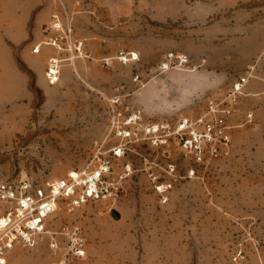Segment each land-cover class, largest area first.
<instances>
[{"label":"rangeland","instance_id":"1","mask_svg":"<svg viewBox=\"0 0 264 264\" xmlns=\"http://www.w3.org/2000/svg\"><path fill=\"white\" fill-rule=\"evenodd\" d=\"M45 1L50 4L54 0ZM59 1L88 52L110 57L133 51L140 61L127 66L116 62L105 68L88 59L82 76L67 74L63 69L59 82L50 85L53 90L49 94L33 87V123L13 142L0 145V180H55L86 165L98 147L112 144L107 140L108 100L117 96L154 119H174L197 111L195 107L183 112L203 92L197 76L216 72L198 70L202 60L223 55L232 60L236 51L232 48L238 41L236 30L253 22L264 25V0H55L54 14ZM170 52L187 55L190 67L158 74ZM246 53L255 51L247 49ZM138 74L146 84L144 88L133 81ZM252 138H259V142H249L245 152H232V145L230 154L199 171L198 179L182 180L168 205L160 203L150 188L149 177L140 173L128 180L119 200L79 209L61 205L48 229L55 232L61 245L65 233L79 229L85 234L87 258L71 264L99 263L94 247L99 234L104 235L98 239L107 246L113 244L111 236L131 237L135 246L138 240L165 236L162 245L172 249L166 253L167 264H174L173 256L179 264V227L170 228L169 224L173 220L179 224L182 219L198 223L195 233H199L187 243L184 264H264V207L248 208L245 203L250 197L248 187H264V140L261 142L258 135ZM174 158L182 161L179 155ZM180 187H186L185 192L174 196ZM200 188H205V200L197 192ZM198 194L203 201L197 203L193 198ZM182 207L187 212L180 211ZM3 213L0 205V216ZM203 220L214 223L201 225ZM24 252L26 256L28 252L36 254L26 258L35 264H51L54 260L48 252V238L38 248H24ZM239 253L244 258L236 261ZM140 261L130 257L126 264Z\"/></svg>","mask_w":264,"mask_h":264},{"label":"built area","instance_id":"2","mask_svg":"<svg viewBox=\"0 0 264 264\" xmlns=\"http://www.w3.org/2000/svg\"><path fill=\"white\" fill-rule=\"evenodd\" d=\"M44 37L33 53H41L43 47L53 51L46 63V79L51 86L59 82L64 63L75 67L78 60H94L85 41L75 34L61 1L44 28ZM139 61L136 52L120 51L115 56L102 57L99 63L111 68L116 62L127 66ZM190 65L187 55L170 52L158 74L171 69L187 70ZM133 81L141 88L146 86L139 74ZM248 83L249 77H239L224 95L201 97L197 111L174 119H154L125 104L119 96L109 99L107 140L112 144L98 147L86 165L55 180H0V205L4 209L0 216V264H7L15 249H36L45 238L54 257L51 264L84 261L88 241L83 231L65 233L61 245L55 232L48 229L50 219L61 205L79 209L121 199L128 180L140 173L149 177L150 188L160 203L168 205L182 180L198 179L199 171L230 154L236 128L233 120L247 96ZM253 120V112L249 111L245 123ZM175 155L182 161L175 160ZM238 255L236 261L244 258Z\"/></svg>","mask_w":264,"mask_h":264},{"label":"crops","instance_id":"3","mask_svg":"<svg viewBox=\"0 0 264 264\" xmlns=\"http://www.w3.org/2000/svg\"><path fill=\"white\" fill-rule=\"evenodd\" d=\"M54 1H50L49 4L45 0H0V145L13 142L17 135L23 134L26 127L33 123L35 94L32 92V82L37 91L43 92L44 95L53 90L46 79V62L53 51L43 47L41 53L34 54L33 49L45 38L44 24L48 16L54 14ZM257 23L243 25L241 29L236 30L238 36L235 39L238 41L236 47L232 48L236 49L232 52V60H226L224 55L219 59L208 56L202 60L203 63L198 69L216 71L210 76H197L203 88L202 94L198 96L199 99L209 94L220 96L237 77L244 75L249 77L247 96L240 106V113L233 120L236 126L232 144L234 153L245 152L249 142L253 145L259 142V138L249 139L252 135L261 137V142L264 140V25ZM247 49H253L255 53L249 55L246 53ZM88 53L98 63L104 57L101 53ZM94 55L99 57H93ZM85 63L83 59L78 60L75 67L64 64L61 77L63 69L67 74L82 76ZM197 106L198 101H195L183 112H191ZM249 111L254 115V122L251 125L245 123ZM185 189L186 187L178 188L174 196L183 194ZM204 190L205 188H200L197 191L202 195L203 200L207 198L203 196ZM248 190L250 197L245 201L246 207L262 209L264 187H248ZM199 194L193 198L197 203L203 201ZM180 211L187 212L183 207ZM173 221L174 223H170L169 227H175L177 230L179 227V264H184L188 256L187 243L199 234L195 233L198 223L191 221L189 224L182 219L179 220V224ZM209 222L211 223H205L203 220L201 225L210 226L214 223ZM98 236L104 235H97L94 245L95 254H98L99 258L98 264H126L130 257L141 260L137 264H167L166 253L172 250L169 246L165 248L162 245V241L166 240L165 236L154 237L152 241L150 238L143 242L138 240L136 246L132 243L135 240L131 237L111 236L113 244L107 246L104 245L103 239H98ZM196 240H200L199 237ZM172 241L178 240L172 239ZM153 251L157 252L153 253ZM24 253L22 248L15 249L10 253L7 264H35L26 258L35 257L36 254L28 252L26 256ZM173 257L175 264L178 259L176 256Z\"/></svg>","mask_w":264,"mask_h":264},{"label":"trees","instance_id":"4","mask_svg":"<svg viewBox=\"0 0 264 264\" xmlns=\"http://www.w3.org/2000/svg\"><path fill=\"white\" fill-rule=\"evenodd\" d=\"M23 69H25V68L23 67ZM33 87H34V83L32 82V92L35 94V91H34V88Z\"/></svg>","mask_w":264,"mask_h":264}]
</instances>
